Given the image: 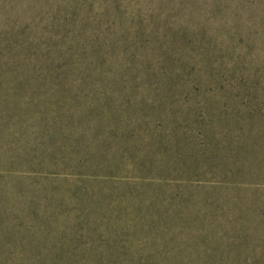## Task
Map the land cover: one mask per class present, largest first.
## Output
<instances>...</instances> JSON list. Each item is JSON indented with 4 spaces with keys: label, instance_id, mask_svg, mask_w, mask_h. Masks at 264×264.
<instances>
[{
    "label": "rangeland",
    "instance_id": "374dc122",
    "mask_svg": "<svg viewBox=\"0 0 264 264\" xmlns=\"http://www.w3.org/2000/svg\"><path fill=\"white\" fill-rule=\"evenodd\" d=\"M0 264H264V0H0Z\"/></svg>",
    "mask_w": 264,
    "mask_h": 264
}]
</instances>
